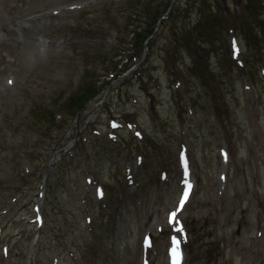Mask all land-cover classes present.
Here are the masks:
<instances>
[{"label": "rangeland", "instance_id": "374dc122", "mask_svg": "<svg viewBox=\"0 0 264 264\" xmlns=\"http://www.w3.org/2000/svg\"><path fill=\"white\" fill-rule=\"evenodd\" d=\"M166 1L0 0V264H264V0Z\"/></svg>", "mask_w": 264, "mask_h": 264}, {"label": "trees", "instance_id": "16d2710c", "mask_svg": "<svg viewBox=\"0 0 264 264\" xmlns=\"http://www.w3.org/2000/svg\"><path fill=\"white\" fill-rule=\"evenodd\" d=\"M160 2V0H152L151 3H157ZM166 9L169 8L171 5V0L166 1ZM158 5V4H157ZM248 8L253 9L251 6ZM127 15L129 14V17L133 20H128V26H132V29H129L130 33L133 34V38L136 40L137 43L143 42L145 39L148 40V37L154 32L155 28L153 27L154 24L152 25V18L151 14L145 9V5L141 6H136L135 8H127L125 11ZM211 14L218 19L221 18V15L216 14L215 12H211ZM228 14V13H227ZM219 15V16H216ZM224 16H229L230 18L232 17L230 14L224 15ZM128 19V16H127ZM159 18H157L158 22ZM221 25V24H220ZM219 25V27H220ZM225 26H231L234 29H237L235 26H232L230 24H226ZM224 27V26H222ZM226 29V27H224ZM209 36L208 38L211 40V43L214 44L218 41V38L213 37L216 35V31L214 30L213 33L212 31L208 32ZM150 44V41H148V45ZM112 73V70L109 71ZM123 73L122 70H120V73L117 75H121ZM97 95V92L88 88L86 90H83L82 96H75L74 99L77 101L78 104H86L89 100L93 99ZM77 105V104H76ZM55 120V119H54Z\"/></svg>", "mask_w": 264, "mask_h": 264}, {"label": "bare ground", "instance_id": "6f19581e", "mask_svg": "<svg viewBox=\"0 0 264 264\" xmlns=\"http://www.w3.org/2000/svg\"><path fill=\"white\" fill-rule=\"evenodd\" d=\"M94 104V103H93ZM91 107V105L89 106V108ZM56 157H54L53 158V162H54V159H56L57 158V156H58V153L55 155ZM187 191H189V188L187 189ZM177 250V249H176ZM178 252V255L180 256V259H179V261H178V264H182L184 261H185V258H184V256H183V253L180 251V250H178L177 251ZM176 264H177V262H176Z\"/></svg>", "mask_w": 264, "mask_h": 264}, {"label": "snow or ice", "instance_id": "6c2138e0", "mask_svg": "<svg viewBox=\"0 0 264 264\" xmlns=\"http://www.w3.org/2000/svg\"><path fill=\"white\" fill-rule=\"evenodd\" d=\"M181 204H183V201H181ZM175 214H173V216H174ZM175 243V242H174ZM177 264H178V261H177Z\"/></svg>", "mask_w": 264, "mask_h": 264}]
</instances>
